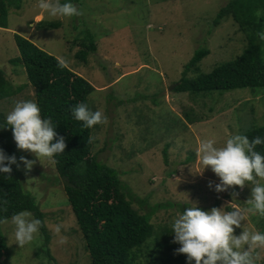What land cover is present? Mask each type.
<instances>
[{"label":"rangeland","instance_id":"rangeland-1","mask_svg":"<svg viewBox=\"0 0 264 264\" xmlns=\"http://www.w3.org/2000/svg\"><path fill=\"white\" fill-rule=\"evenodd\" d=\"M229 1L71 0L82 14L53 18L38 7L37 0H16L19 8H9L8 28L0 27V68L14 89H22L10 101L0 102V110L6 116L16 101H34L25 66L12 63L19 57L14 39L18 34L58 58L95 88L89 104L106 120L94 131V153L119 172L135 204L137 197L145 201L139 203L145 212H151V206H162L152 215V223H170L190 202L202 210L223 206L225 210L234 206L244 210L249 207L252 184L246 182L242 188L232 186L217 193L214 186L218 177L209 168L202 171L197 149L202 140L211 139L220 147L230 134L243 135L264 125V90L236 89L211 96L175 92L185 66L198 49H209L200 63L203 73L242 55L247 39L236 22L229 18L218 26L214 24ZM41 23H59L60 27L42 28ZM87 31L93 35L97 49L85 64L77 54ZM187 113L194 121L187 118ZM20 152L34 161L30 170L19 162L18 172L24 190L36 197L44 213L50 239L39 228L30 243L19 246L10 220L5 221L1 232L7 242V263L90 264L54 164L39 162L26 150ZM168 201L177 206L171 208ZM241 223L249 231L264 232L262 216L245 212V222ZM241 230L235 229L234 234ZM150 253L140 255L136 264H160L157 257L161 254ZM253 259L254 264H264V249L260 248Z\"/></svg>","mask_w":264,"mask_h":264},{"label":"trees","instance_id":"trees-1","mask_svg":"<svg viewBox=\"0 0 264 264\" xmlns=\"http://www.w3.org/2000/svg\"><path fill=\"white\" fill-rule=\"evenodd\" d=\"M10 7L19 8V5L16 0H0V27L8 28ZM229 18L236 22L247 39L242 55L217 65L209 73H203L200 63L209 55V49H198L185 66L175 92L211 96L215 92L222 94L236 89L264 90V40L257 35L264 32V0H230L220 9L214 24L218 26ZM40 27L58 28L60 24L41 23ZM14 39L19 57L12 63L25 66L28 82L34 90V102L40 108L41 116L50 118L57 134L64 138V152L55 155L54 166L89 252L90 264H136L140 255L146 257L151 251L155 255L161 254L157 257L160 264H187L185 256L175 251L179 245L172 242L170 223L156 225L151 222L152 215L162 206H151V212H145L139 204L145 201L137 197L135 200L138 204H135L119 172L102 163L94 153V131L100 127L99 124L87 128L73 118L71 109L78 103H85L92 111L96 110L89 104V96L95 88L27 38L15 34ZM96 49L94 37L87 31L80 42L78 60L87 64L88 56ZM21 89H14L0 68V102L10 101ZM186 116L194 121L188 113ZM4 118L5 114L0 110V126H5ZM243 135L249 140L255 136L264 139V125L254 127ZM167 148L164 149L165 162ZM0 149L5 155L15 156L19 164L22 154L12 140L10 128H0ZM255 150L264 155V144L257 145ZM10 167L9 174H0V219L8 221L13 214L27 210L41 221L39 228L49 240L44 213L36 197L24 190L17 165ZM167 205L173 208L177 203L168 201ZM168 206L163 205V208ZM1 224L0 264H8L7 242L2 236ZM144 247H147V251ZM258 251L260 248H255L251 252L252 257H256Z\"/></svg>","mask_w":264,"mask_h":264},{"label":"clouds","instance_id":"clouds-1","mask_svg":"<svg viewBox=\"0 0 264 264\" xmlns=\"http://www.w3.org/2000/svg\"><path fill=\"white\" fill-rule=\"evenodd\" d=\"M37 4L48 17L70 18L82 14L71 0H37ZM257 35L264 40V32ZM71 114L87 128L106 120L101 111H92L85 103L75 105ZM4 119L5 126L0 128H10L16 147L30 152L39 162L47 160L54 164L55 155L64 152V138L57 134L50 118L41 116L34 101H16ZM261 144L264 139L260 136L249 140L242 134H230L220 147L211 139L199 143L197 151L202 171L209 168L218 177L219 182L214 186L217 193L232 186L242 188L246 182L252 187L247 199L249 207L244 210L235 206L231 210H225V206L202 210L190 202V206L178 211L171 219L172 242L179 245L175 251L185 256L187 264H254L252 249H264V232L249 231L245 223H241L245 222V212L264 217V183L260 182L264 180V155L255 150ZM19 159L25 170L32 168L34 161L23 156ZM13 164L19 167L17 158L5 155L0 149V174H9ZM209 187H212L211 182ZM4 222L0 219V223ZM10 222L19 246L30 243L41 225V221L27 210L13 214ZM237 228L242 230L234 234ZM56 230H60V225Z\"/></svg>","mask_w":264,"mask_h":264}]
</instances>
